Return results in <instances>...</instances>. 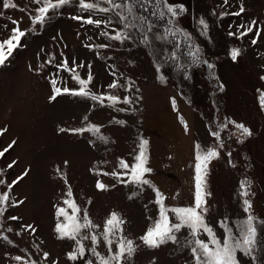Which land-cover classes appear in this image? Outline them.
Returning a JSON list of instances; mask_svg holds the SVG:
<instances>
[{
  "label": "rangeland",
  "instance_id": "rangeland-1",
  "mask_svg": "<svg viewBox=\"0 0 264 264\" xmlns=\"http://www.w3.org/2000/svg\"><path fill=\"white\" fill-rule=\"evenodd\" d=\"M85 2L97 7L83 9L71 0L34 24L42 3L10 0L16 6L5 9L0 0V40L13 28L26 33L0 65V195L9 196L0 204V264H101L122 239L133 241L135 251L112 264H196L188 228L176 233V243L156 248L141 238L159 221L157 192L170 218L172 208L195 206L196 156L209 149L218 155L207 163L203 183L205 224L221 242L225 228L241 239L238 225L248 218L242 181L252 173L259 186L257 244L251 256L238 250L237 259L264 264V0H167L185 6L173 23L189 40L187 56H177L179 48L159 25L139 39L132 24L140 20H132L126 7ZM74 76L88 81V96L72 94L82 87ZM239 121L252 130L243 142L232 134ZM142 145L144 167L151 170L142 179L149 184L131 175ZM69 202L79 211L73 213ZM85 211L91 226L75 240L61 238L57 225L70 229L69 218L82 223ZM113 213L122 223L108 234L110 246L104 236ZM199 238L209 240L203 230Z\"/></svg>",
  "mask_w": 264,
  "mask_h": 264
},
{
  "label": "snow or ice",
  "instance_id": "snow-or-ice-1",
  "mask_svg": "<svg viewBox=\"0 0 264 264\" xmlns=\"http://www.w3.org/2000/svg\"><path fill=\"white\" fill-rule=\"evenodd\" d=\"M37 4L42 3V7H39L37 9L38 15H36L32 23H44L46 19L48 18V14L51 11H55L62 6H65L71 2V0H35ZM106 3L112 4L115 8L120 7H126V10L129 14L133 15L134 19H140L142 21H147V17L143 16H136L135 15V9H134V3L133 4H117L115 3V0H105ZM136 2H139V0H136ZM155 6L157 9H165L167 13H170L172 17H175L178 15V13H183L184 9L182 6L177 8V6L168 4L167 0H154ZM80 7L83 9H94L97 7L94 3H86L85 0H79ZM153 4V0H143V5H150ZM15 7L16 5L11 4L10 0H4L3 7L5 9L9 7ZM101 11H109L108 8H102ZM145 11H147V7L144 8ZM243 10V9H241ZM152 15H157V12H153ZM158 15L161 19L165 16V11L161 10L158 12ZM236 15H239V13H236ZM76 19H80V17H75ZM128 17H122L123 20H127ZM111 21H109L110 23ZM171 22V21H169ZM16 23V22H14ZM87 23L92 24L95 23L96 25H100V20H92L88 19ZM201 24H204V21H200ZM255 23V22H253ZM125 27H129V25H125ZM152 30L151 22H149L148 31ZM248 31H252V28L249 27ZM243 34V33H242ZM26 33L21 30L20 28H13L12 34L4 40H0V65H3L8 56H10L15 49L18 47H21V40L23 37H25ZM174 35V33H173ZM128 37L125 36L124 39H127ZM163 38V37H160ZM114 39H121L120 35H117L114 37ZM146 42V41H145ZM237 50L232 51V59L235 60L238 55ZM74 79L79 80V83L81 84V88L78 92H73V95H83L88 96L89 93L85 90L86 84L88 81L80 80L78 76H74ZM88 80H91V76H89ZM55 83V81H53ZM118 85L113 83L110 85V87L115 88ZM54 91L59 94L60 89H54ZM64 92H69V89H64ZM93 100L98 99L96 96L91 97ZM52 99H55V96L52 97ZM109 100L115 102L116 97L115 96H109ZM127 102V101H126ZM261 105L264 106V95L260 98ZM173 103H175L173 101ZM238 128L242 129V132L246 135H250L251 133L247 128H245L243 125H237ZM94 131H99L98 128H94ZM63 131V129H61ZM73 131L79 132L82 131L80 129H75ZM3 134V130H0V135ZM147 141L143 142V145H146ZM143 145H142V151L139 156L136 157V160L138 161L137 164L131 167V175L132 179L135 182H139L142 184H149L150 182L146 179H142L143 173L151 171L148 168L144 167V164L146 163V157L143 153ZM199 147V146H197ZM7 151V149H5ZM3 152H0V156H3ZM218 155V153L213 150L209 149L207 150L206 154L201 155L200 152L197 153L196 159V193H195V206L194 207H180V208H172L170 211L174 214V218H170L168 215H166L167 209L163 206V197L162 195L157 192V203L161 205L160 207V218L159 221L154 225V227L149 228L147 233L141 238L144 242V244L148 245L149 247H159L160 245L171 241L173 243H176L178 241V236L176 233H178L182 228H188L190 230V234L193 237L191 241H189V244L191 245V252L193 254L194 260L196 264H240L239 260L237 259V251H241L246 256H251L252 252L254 250L255 245L257 244V226L254 224V217L251 215L248 216V218L245 221H242L239 225V232L241 239H236L232 233L231 229L225 228L226 236L221 242L216 235L213 233L212 229L209 228L204 221V217L201 214V211H206V208H203V205L205 203L204 201V193H203V183H204V176L206 175L207 171V163L212 159L215 158ZM120 166L124 169H128L129 165L125 163L124 161L120 162ZM11 167V165H9ZM203 173V174H202ZM26 174V173H25ZM127 174V173H126ZM115 175V173H113ZM18 179H22L18 178ZM18 181H14L13 183H17ZM0 183H3V181H0ZM244 182H242L243 187ZM9 188L11 185L8 186ZM98 188L103 189L105 185L99 184L97 185ZM71 193H69L70 195ZM244 195H247L248 193L245 191L243 193ZM9 200V196L7 193H4L0 195V204H3ZM70 206L72 207L73 213L79 211V209L76 208L75 204L72 202H69ZM245 204L248 208H251L250 203L245 200ZM2 211V209H0ZM60 215H65L66 218L67 214L64 212L63 209L60 210ZM11 219H17L16 217H11ZM72 223L71 227L66 228L62 224H58L56 231L60 234L61 238L67 237L69 239H76L77 234L80 233L82 228H86L91 226V222L88 220L87 212H84L83 215V222H79L75 216H72L71 218ZM122 221L119 220L117 215L113 213L111 215V218L107 220V227L105 228V236L104 239L107 241V243L111 246L113 244V241L108 239V234L113 233L116 229H119L120 224ZM264 223V222H262ZM203 230L205 233H207L209 240L206 242L205 240L199 238L200 231ZM83 239H87L88 237H82ZM91 240L95 243L97 240V237L95 235L91 236ZM234 241V242H233ZM79 243V241H78ZM119 244V250L115 252L113 255H111L109 258H103L101 257V264H112V261L120 262L126 257H131L135 251V248L133 246V241L131 240H120L117 242ZM111 247L109 248V251H111ZM94 254H97L95 249H92ZM78 253L82 256L84 253V248L81 245L78 248ZM47 255V254H45ZM98 255V254H97ZM70 259H76V254H70ZM255 258V257H253ZM17 260L21 259L20 257H16ZM91 264V262H89Z\"/></svg>",
  "mask_w": 264,
  "mask_h": 264
},
{
  "label": "trees",
  "instance_id": "trees-1",
  "mask_svg": "<svg viewBox=\"0 0 264 264\" xmlns=\"http://www.w3.org/2000/svg\"><path fill=\"white\" fill-rule=\"evenodd\" d=\"M116 2H121L123 5L130 2V4L134 3V8L136 9V12L139 16H143V17H147V21H142L140 20V23H136V24H132V27L135 29V33L137 35V37L139 39H141L143 37V35H145V31L147 30L148 26H149V22H151L152 24H156L161 26L162 28H164L165 31L169 32L168 35H170V38H172V42L174 45H176V47L179 48V51L177 53L178 55H185L187 56V52L188 51V46H190L189 40L183 35V33H181L180 31H176V28L179 26L177 25V23H173V17L171 16L170 13H167L165 9L161 8V9H157L155 6V2L153 0V4L150 5H143V0H139V2H136V0H115ZM171 4V3H169ZM172 5L177 6V8H179L180 6L183 7L184 9V4L180 3V2H176V3H172ZM113 5H111L112 7ZM147 7V11L144 10V8ZM164 10L165 11V16L163 19H161L158 15V12ZM157 12V15H152L153 12ZM184 13V12H183ZM181 13V14H183ZM130 18L132 20H134L133 15H129ZM171 21V22H169ZM122 31H119V33H121ZM174 33V35H173ZM181 36V40L178 39V36ZM185 65V63H184ZM158 67L160 68V70H163V64L162 62H159ZM183 120V118H181ZM231 122L233 123V120L231 119ZM220 126L222 125L221 123L219 124ZM237 125H243L245 128H247L249 130L250 133H252V130L250 127H248L246 124H244L243 122L239 121L235 124H233L232 127V134L233 136L240 142L245 141L249 135H246L242 132V129L238 128ZM222 130L220 128H218V133H221ZM210 167L207 165V171H206V175L204 176V180L207 178L206 176L210 173ZM203 174V173H202ZM206 177V178H205ZM253 175L250 172H247L244 176H243V181L244 184V188L246 190L247 194V201L250 203L251 208H248L247 205L245 204V210L247 211L248 216L251 215L252 217L256 218L257 217V213H258V209H259V202H258V189L259 186L258 184L255 183V180L253 181ZM203 188V193L205 192V184H203L202 186ZM206 195V193H204V196ZM204 200H206L204 198ZM259 264H262L261 260H258Z\"/></svg>",
  "mask_w": 264,
  "mask_h": 264
}]
</instances>
